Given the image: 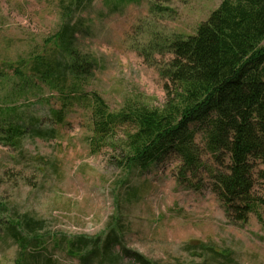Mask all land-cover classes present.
I'll list each match as a JSON object with an SVG mask.
<instances>
[{"label":"rangeland","instance_id":"rangeland-1","mask_svg":"<svg viewBox=\"0 0 264 264\" xmlns=\"http://www.w3.org/2000/svg\"><path fill=\"white\" fill-rule=\"evenodd\" d=\"M68 1L0 0V108L15 106L19 120L41 133L58 131L52 138L27 136L15 149L0 144V264L19 257L6 228L25 216L41 222L23 230L41 247L22 249V264H79L69 246L79 237L103 236L114 218L123 246L154 264H264V206L257 203L245 222L235 223L212 192L213 175L230 165L226 154L217 159L202 152L200 165L184 170L171 150L144 171L122 170L118 142L91 151L89 112L73 106L61 126L52 125L47 114L59 109L58 98L36 79L22 91L25 82L12 73L51 52L60 24H75L76 49L95 64L85 92L97 93L110 113L128 104L161 108L171 89L160 74L172 59L168 45L195 35L223 0H80L63 18ZM195 142L203 151L199 136ZM262 170L253 163L257 202H264ZM199 244L223 259L210 261L209 249Z\"/></svg>","mask_w":264,"mask_h":264},{"label":"trees","instance_id":"trees-1","mask_svg":"<svg viewBox=\"0 0 264 264\" xmlns=\"http://www.w3.org/2000/svg\"><path fill=\"white\" fill-rule=\"evenodd\" d=\"M78 1L65 2L60 16L67 17ZM60 25L49 54L32 57L24 63L27 67L18 64L12 70L25 82L22 91L34 88L37 82L32 80L36 79L58 98L59 109L47 114L52 125L61 126L70 109L81 106L90 114L91 151L97 153L118 142V164L125 171H144L171 150L182 158L184 170L197 168L203 153L217 159L226 154L230 165L226 172L215 173L212 183L225 215L242 223L257 203L264 206L252 195L253 163L264 166V0H223L195 35L168 45L172 59L160 74L171 89H167L161 108L128 104L117 113L108 112L97 93L84 91L95 64L89 54L76 49L75 24ZM16 109L0 108L2 146L15 149L27 136L43 139L58 133L54 128L41 133L32 122L25 125ZM121 129L125 131L122 139L113 141ZM197 136L203 151L195 142ZM258 175L264 179L263 170ZM40 223L25 216L6 228L20 248L14 264H22V249L31 244L41 247L36 237L29 240L24 234ZM123 232L119 219L114 218L103 236L92 241L79 237L67 253L77 255L79 264H154L123 246ZM198 246L205 251V244ZM206 249L210 261L223 259L213 249Z\"/></svg>","mask_w":264,"mask_h":264}]
</instances>
